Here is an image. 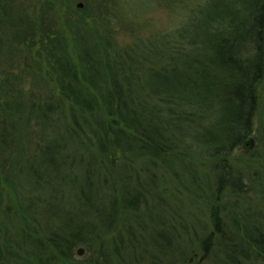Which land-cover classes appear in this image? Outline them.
<instances>
[{
    "label": "trees",
    "instance_id": "obj_1",
    "mask_svg": "<svg viewBox=\"0 0 264 264\" xmlns=\"http://www.w3.org/2000/svg\"><path fill=\"white\" fill-rule=\"evenodd\" d=\"M116 1L92 0L96 21H71L69 42H39L43 79L53 89L23 92L7 75L0 83V196L5 181L21 177L41 192V210L51 216L40 224L44 236L29 242L26 235L31 254L15 259L6 243L0 255L9 264H33L32 257L38 264L72 262L83 246L102 257L103 237L123 212L139 234L152 230L153 264H264V210L238 201L228 208L223 201L228 193L237 199L249 193L248 178L230 158L235 150L248 152L243 145L258 107L264 0H206L173 31L131 35L123 47ZM192 155L211 161L215 173L201 231L160 220L159 209L147 204L152 193L139 179L132 188L125 165H177L190 175L185 161ZM25 202L27 211L36 206L30 198ZM52 217L59 223L50 230ZM6 219L14 226L16 217ZM132 222L125 235L135 240ZM116 237L113 250L124 244V236Z\"/></svg>",
    "mask_w": 264,
    "mask_h": 264
},
{
    "label": "rangeland",
    "instance_id": "obj_2",
    "mask_svg": "<svg viewBox=\"0 0 264 264\" xmlns=\"http://www.w3.org/2000/svg\"><path fill=\"white\" fill-rule=\"evenodd\" d=\"M205 1L117 0L116 7L119 10L117 13L121 16L123 14V21L119 18L122 21L120 24L124 25L117 37V43L121 47L127 45L132 41L131 35L146 39L169 33L180 26L193 10L198 5H203ZM79 3L82 4V8L77 7ZM90 6H92V0H0V83L7 75L10 79H15V83L19 84L16 87L23 92L32 87L36 93L43 95L46 85L53 89L54 84L43 79L45 71L43 65L46 58L41 56L44 51L39 42L55 37V39H63L64 43L69 42L71 21L78 16L88 18L89 22L96 21L92 17L95 16V12ZM130 29L133 34L129 31ZM69 52L73 55L74 50L71 46H69ZM249 137L253 139V148L246 154L242 149L235 150L230 158L235 171L243 172L248 178L249 193L247 197L239 199L233 198L234 196L228 193L229 197L226 195L223 201L228 208H232L231 205L238 201V205L254 212L263 211L264 76L258 87V107ZM25 151L28 152V150ZM187 159L189 162L185 161V163L189 165V173L193 175V181L190 175L177 165L174 168L159 165V163L152 166L140 160L125 164L128 167L126 172L132 179V188H135L137 179L145 182L152 193L148 194L147 204L159 209L160 220L164 219L167 225L176 224V222L178 226L180 223L184 225L188 223L189 228L192 226L201 231L208 220L210 190L215 173L212 170L211 161L195 155L188 156ZM146 170H148L147 173ZM13 181L10 185L7 181L4 182L6 184L5 186L3 184L4 188L0 196V244L7 243L8 250L13 248L12 256L15 254L16 259L24 257L27 252L32 253V248L29 245L27 247L25 242L26 235L31 237L29 242L39 235L44 236L46 231L43 233L40 224H43L44 217L47 218L50 214L46 213L45 209L41 210L38 199L43 196L39 190L27 186L22 182L21 177ZM50 192L52 196L53 191ZM67 195L71 197L70 194ZM53 196L56 195L53 194ZM28 198L36 205L29 211L26 209L27 202H25ZM71 199L73 200V197ZM233 212L234 209L229 214L230 218ZM7 216L12 220L16 217L14 226L7 225ZM132 219L131 215L121 213L115 230L103 237L102 257L97 252H87L85 247L79 246L74 250L72 262L58 260L47 264H153L152 256L156 255L157 251L149 235L152 230L149 227V230L147 229L146 232L141 230L139 234L138 226L132 222ZM127 222H132L131 228H134L137 233V239L134 240L133 235L130 237L125 235L128 228ZM58 223L52 217L49 222L50 227L47 226V228L53 230L51 227ZM146 224L152 225L149 218ZM177 229L182 232L180 227ZM23 231H26L25 235H22ZM116 236H124L122 240L124 244L121 246L118 243L113 250L114 240L118 241ZM78 249L84 250L82 256L77 255ZM2 255H0V264H9L10 262H6V257L3 258ZM30 261L33 264L39 263L33 257Z\"/></svg>",
    "mask_w": 264,
    "mask_h": 264
},
{
    "label": "water",
    "instance_id": "obj_3",
    "mask_svg": "<svg viewBox=\"0 0 264 264\" xmlns=\"http://www.w3.org/2000/svg\"><path fill=\"white\" fill-rule=\"evenodd\" d=\"M78 8H82V4H78L77 5ZM254 146V142L253 139H251L250 137L248 139H246V141L244 142L243 148L246 149L247 151L251 150ZM84 250L83 249H78L77 250V255L78 256H82L83 255Z\"/></svg>",
    "mask_w": 264,
    "mask_h": 264
}]
</instances>
